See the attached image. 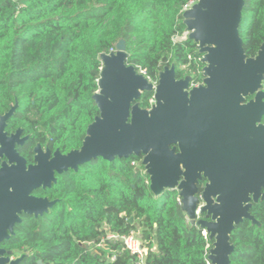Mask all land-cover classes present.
Here are the masks:
<instances>
[{
	"label": "trees",
	"instance_id": "obj_1",
	"mask_svg": "<svg viewBox=\"0 0 264 264\" xmlns=\"http://www.w3.org/2000/svg\"><path fill=\"white\" fill-rule=\"evenodd\" d=\"M194 0H0V114L16 105L12 123L62 153L78 150L98 115L101 54L124 40L127 62L151 83L173 65L176 79H202L196 44L187 39L183 6ZM239 25L246 57L264 42V0H244ZM264 86V82H263ZM153 98L144 92L143 109ZM38 196L56 205L42 217H24L5 242L26 252L21 264H140L121 240L140 232L142 264H207L212 242L187 220L174 191L155 197L141 158L98 159L57 177ZM231 234L229 264H264V201ZM103 245L106 254L98 246Z\"/></svg>",
	"mask_w": 264,
	"mask_h": 264
},
{
	"label": "water",
	"instance_id": "obj_2",
	"mask_svg": "<svg viewBox=\"0 0 264 264\" xmlns=\"http://www.w3.org/2000/svg\"><path fill=\"white\" fill-rule=\"evenodd\" d=\"M244 6V0H197L183 12L187 39L196 44L203 64L199 86L190 88L189 76L176 79L173 65L151 83L128 64L125 42L119 40L113 52L99 57L98 91L92 96L98 115L80 149L57 150L48 161L49 152L38 146L35 166L26 168L13 148L17 131L11 150L0 148V156L16 162L0 170V244L13 236L22 214L39 217L56 205L31 195L55 184L56 174L98 159L135 156L155 197L179 191L181 211L212 242L208 264H229L232 232L243 221L258 226L250 210L264 201V42L255 57H246L238 32ZM144 92L153 94L149 110L138 103ZM247 98L252 99L246 103ZM15 109L0 117V133ZM122 117L124 123L134 118L131 129L122 127ZM169 154L187 166L173 169L165 163ZM203 179L200 201L197 186ZM10 255L0 249V264H19L21 259L10 261Z\"/></svg>",
	"mask_w": 264,
	"mask_h": 264
},
{
	"label": "flooded vegetation",
	"instance_id": "obj_3",
	"mask_svg": "<svg viewBox=\"0 0 264 264\" xmlns=\"http://www.w3.org/2000/svg\"><path fill=\"white\" fill-rule=\"evenodd\" d=\"M184 78H185V77H184ZM182 79H183V78H182ZM201 83H202V79H201L200 82L195 83V84L200 85ZM191 84H193V83H192V80H191V82H190V85H191ZM251 99H252V98H247L245 102L247 103V102H249ZM139 106H140V105H139ZM11 107H13V106H11ZM11 107H10V108H11ZM10 108H9V110H10ZM140 108H142V107H140ZM142 109H143V108H142ZM145 109H149V107H148V108H145ZM9 110H8V111H9ZM8 111H6V112L0 114V117L3 116L4 114H6ZM15 113H16V109H15V111H14V114H13V115H12L7 121H6V123H5V127H4L3 131L0 133V148L3 146L2 149L5 148L6 151H8V150L10 151V150H11V148H10V141H13V136L16 135L17 131H20L19 135H18L17 138H16V143L14 142L13 148H14L16 154L18 155V157L21 158V159L24 161V164H25V167H26V168L29 167V166H35V164H36V162H35V156L37 155V152H36L35 150H36V148H37L38 146L41 148V152H42L43 154H45L47 151L49 152V159H48V161L51 160V159L53 158V156H54V153H55L58 149L51 150V149L48 147L47 144H45L44 146H42L40 143H35V144H33V146H32L31 148H28V149H27V146H28L27 144L30 143V140H31L32 136H31L30 134L26 133L25 130H24L23 128H21V127H19V126H16L15 123H12V120H13V117L15 116ZM261 123L264 124V117H263ZM22 140H24V141H23L21 144H17V142L22 141ZM58 151H59V150H58ZM59 152H60V151H59ZM60 153H61V154H67L68 152H67V153H62V152H60ZM9 154H10V153H9ZM10 156H11V154H10ZM10 158L12 159V157H10ZM94 161H96V160H94ZM90 162H91V161H90ZM3 164H6V166L11 167V166H15V165H16V162L13 161V160L10 161L5 155H2V156H0V170L2 169V165H3ZM69 171H71V170H69ZM66 172H68V171H66ZM66 172H64V173H66ZM64 173H63V174H64ZM61 175H62V174H61ZM58 176H60V175H58V174L55 175V177H56V183H57V177H58ZM181 180H182V178L180 179V181H181ZM56 183H55V184H56ZM55 184H53L50 188H46V189L38 188V189L34 190V191L31 193V195L34 196V197H37V198H46L48 201H55V200H50V199H48L47 196H38V195H37V193H38L39 190H40L41 192L45 193L46 191L51 190ZM205 184H206V180L203 179V181H201V182L198 184V186H197V187H198L197 198L200 199V201H201V195H202L203 189H204V187H205ZM165 191H166V190H165ZM168 191H174V192H176V194H177V201L180 203V199H179V197H178L179 191H178L177 189H175V190H168ZM259 202H262V201L260 200V201H258V203H259ZM179 203H178V204H179ZM258 203H257V204H258ZM203 205H204V204L200 202V204L198 205V207L201 208ZM253 205H255V204H253ZM253 205H252V206H253ZM179 206H180V204H179ZM52 209H53V208L49 209L48 213H49ZM48 213H46V214H48ZM44 215H45V214H44ZM26 216H28V215H24V214H22V215L20 216L21 222H22L23 218L26 217ZM42 216H43V215H42ZM42 216H39V217H42ZM28 217L38 218V217H34V216H28ZM199 218H200V219H205V214L199 216ZM187 220H188V219H187ZM188 221H189V220H188ZM21 222H20V223H21ZM20 223H19V224H20ZM189 223H190V221H189ZM16 226H17V225H16ZM16 226H15V227H16ZM14 229H15V228H14ZM13 235H14V234H13ZM11 237H12V236H11ZM11 237H10V238H11ZM112 237H116V236H112ZM117 238H118V237H117ZM7 241H8V240H7ZM7 241H4L3 243L0 244V249L5 250L6 252H10V253H11V255H10V257H9L10 261H15V260L21 259V261L19 262V264H21V262L23 261L24 257L26 256V252L24 251L23 253H19V256H15V253H18V252H15V251H13V250L6 249V247L4 246L5 242H7ZM5 256H6V255H5Z\"/></svg>",
	"mask_w": 264,
	"mask_h": 264
},
{
	"label": "rangeland",
	"instance_id": "obj_4",
	"mask_svg": "<svg viewBox=\"0 0 264 264\" xmlns=\"http://www.w3.org/2000/svg\"><path fill=\"white\" fill-rule=\"evenodd\" d=\"M107 240L109 242H114L116 240H122L123 242L127 243L126 240L117 238V237H112L111 235L107 236ZM127 241L130 247L132 248V251L135 250L134 252L140 253L141 260H143L146 255L147 250L145 248L143 241L141 240L140 232L133 233L131 238L127 239ZM98 248L103 250L106 254L109 253V250L107 248H103V245H99ZM15 256H19V253H15Z\"/></svg>",
	"mask_w": 264,
	"mask_h": 264
},
{
	"label": "built area",
	"instance_id": "obj_5",
	"mask_svg": "<svg viewBox=\"0 0 264 264\" xmlns=\"http://www.w3.org/2000/svg\"><path fill=\"white\" fill-rule=\"evenodd\" d=\"M196 2H197V0H194V1H191V2H189L188 4H186L185 6H183L182 14H183V12H185L186 10H189V9L192 7V5L195 4ZM111 52H113V51H111ZM154 84H155V83H154ZM197 86H199V85H198V84H191V85H190V88H192V87H197ZM153 104H154V99L152 98V99L149 100V109L152 107ZM149 109H148V110H149ZM178 203H179V202H178ZM179 204H180V203H179ZM197 213H198V212H197ZM202 233H203V232H202ZM203 235H204L205 238H207V236L205 235V233H203ZM131 236H132V235L127 236V237H122V238H121V239L126 240L127 243L123 242L122 240H121V242H122L123 246L125 247V250H128L131 254L136 255V256L139 258V260H140V264H142L143 260H141V254L138 253V252H137V253L134 252L135 250L132 251V248H131L130 245L128 244L127 239L131 238ZM139 256H140V257H139ZM207 264H208V262H207Z\"/></svg>",
	"mask_w": 264,
	"mask_h": 264
},
{
	"label": "snow or ice",
	"instance_id": "obj_6",
	"mask_svg": "<svg viewBox=\"0 0 264 264\" xmlns=\"http://www.w3.org/2000/svg\"><path fill=\"white\" fill-rule=\"evenodd\" d=\"M124 118H121L122 127L126 129H131L134 125V118L133 120L129 121L128 123H124ZM165 163H167L173 169L178 168L179 166H187V161L181 160L180 157H173L169 154V157L165 159ZM211 179V177H210ZM223 203V201H221Z\"/></svg>",
	"mask_w": 264,
	"mask_h": 264
}]
</instances>
